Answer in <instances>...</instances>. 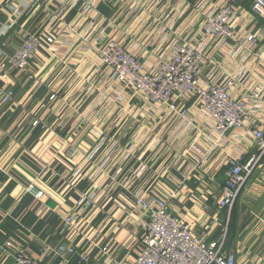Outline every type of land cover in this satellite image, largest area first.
Masks as SVG:
<instances>
[{
  "label": "crops",
  "instance_id": "0c3cea01",
  "mask_svg": "<svg viewBox=\"0 0 264 264\" xmlns=\"http://www.w3.org/2000/svg\"><path fill=\"white\" fill-rule=\"evenodd\" d=\"M234 1L242 9L235 29L240 38H246L249 32L257 34V55L239 52L235 41L222 44L218 40L209 45L211 63L205 74L209 75L215 65L219 75L235 74L247 86L264 90V17L251 12L255 0ZM222 2L99 0L92 15L97 16L96 20L110 22L109 34L120 36L131 50H142L147 66H151L158 60L162 46L171 50L169 45L179 30L186 34L190 29L201 38L199 15ZM18 4L0 0V87L13 88L16 93L11 104L0 101V264H13L18 252L45 264H102L106 260L102 252L105 246L118 257L126 256L134 262L146 222L135 204L134 192L139 189L165 196L175 191L180 195L171 199L175 215L202 230L207 240L219 238L228 226L227 249L234 253L236 264H264V154L231 209L218 208L227 174L225 166H213L215 160L224 157L226 146L229 152H239L245 158L259 152L249 128L231 131L228 145L220 142L222 145L214 147L207 138L210 132L204 126L206 116L192 109L191 118L201 131L189 144L171 147L158 159L153 158L155 151L151 148L139 149L126 158L133 133L143 126L160 127L162 122L151 117L150 111L144 114L148 105L139 98L128 104L127 115L115 128L109 124L102 127L97 118L86 117L96 102V93L87 98L85 84L105 71L102 66L97 72L96 65L89 78L86 76L95 61L90 46L94 33L83 31L91 20L80 22L81 5L56 17L53 4L32 0L22 8V14L13 17L15 23L11 25L12 8ZM129 11H139L143 20H137L128 33L122 18ZM63 25L67 26L65 30ZM27 34L39 35L45 41L53 37L54 43H45L36 51L26 70L7 73V55ZM53 93L55 99H51ZM262 102L264 94L261 102H249L253 122L250 129H264ZM131 108L135 109L132 113ZM81 115L86 117L84 122ZM35 120L39 122L34 124ZM158 131L160 136L163 129ZM100 132L107 139L90 157ZM238 133L241 139L236 137ZM208 148L207 165L213 170L202 165ZM144 164L146 168L137 176L134 172ZM190 165L195 168L187 173ZM114 174L120 181L110 188L107 180ZM31 184L44 191L42 198L27 190ZM86 194H95V202L89 207L79 202ZM67 215L82 218V225L74 228L66 224ZM206 220L209 221L203 228ZM6 242L12 245L3 250ZM61 246L74 250L60 254Z\"/></svg>",
  "mask_w": 264,
  "mask_h": 264
},
{
  "label": "built area",
  "instance_id": "2783aa9c",
  "mask_svg": "<svg viewBox=\"0 0 264 264\" xmlns=\"http://www.w3.org/2000/svg\"><path fill=\"white\" fill-rule=\"evenodd\" d=\"M18 1L14 5L10 24L13 25L14 16L22 14L23 7L31 3L32 0H12ZM34 1V0H33ZM48 5L53 4L55 16H62L64 12L72 7L81 5L83 14L80 22L87 19V26L84 32H93L94 37L90 46L94 50L95 61L87 70L86 76L91 69L97 65V72L104 66L105 74L102 72L95 80L88 79L85 84L86 97L96 93V102L93 104L87 116H92L99 120L100 125L114 126L119 124L127 115L128 93L134 89L135 93L143 95L148 108L146 113L153 118H159V124L143 126L141 130L133 133L128 148L125 150L126 158L130 159L133 152L143 148H151L155 151L154 159H158L163 152L171 147L189 144L193 137L199 136L201 129L191 118L192 109H196L206 116L204 126L209 129L214 147L228 145L230 143L229 134L231 131L249 128L253 138V144L258 147L259 152L246 157L238 152L237 155L229 152L226 146L223 158L215 160L217 167H226L227 179L222 189V195L218 200V208H233L242 189L247 184L250 177L256 172L261 164L264 154V129L253 128L252 120L249 117L251 100L261 102L264 94L263 88L254 89L247 86L243 79L235 74L227 73L219 75V69L213 65V70L209 75L205 74L207 65L211 63L209 58V45L218 40L223 44L228 41L237 43L239 52L253 53L256 48V33L249 32L246 38L235 29L234 23L241 14L242 9L234 0H223L221 4L211 11H206L199 15L200 34L193 33L188 29L185 38H173L171 40V50L161 47L156 60L151 66H147V60L143 51L126 44L117 34H109L110 22L104 19L96 20L97 16L92 14L97 8L99 0H46ZM140 11V10H139ZM139 11H129L122 18L126 31L133 28L137 20H143ZM135 12V13H133ZM251 12L264 17V0H255L251 7ZM56 16V17H57ZM134 18V21H130ZM159 18V16L155 17ZM198 20V21H199ZM63 30L67 26H62ZM69 29V28H68ZM72 29V28H71ZM85 33V34H86ZM128 35L127 33H125ZM196 38H194L192 35ZM54 43L53 37H48L46 41L36 34H27L15 51L6 57L7 73L26 70L30 58L33 54L45 46ZM151 44L150 46H152ZM149 46V45H147ZM255 56L257 55L256 52ZM214 63V61H213ZM261 69L264 70V60L261 62ZM29 78H32L30 75ZM89 78V76H88ZM239 87L238 89H236ZM13 88L0 87V101L4 105H9L15 98ZM56 94L51 95L55 99ZM190 103V104H189ZM264 103V102H262ZM189 104V105H188ZM192 105V106H191ZM91 110V111H90ZM92 114V115H91ZM81 115V122L86 120ZM35 120L34 124H37ZM163 129L159 136V131ZM99 142L93 154L105 144L106 135L101 132ZM213 137V138H211ZM216 137V138H215ZM242 138L241 133L236 135ZM213 139H215L213 141ZM222 142V144H220ZM116 144L113 143L112 147ZM209 148L203 155L204 165L207 170L209 166ZM110 155V153H109ZM108 155V157H109ZM115 163V162H114ZM187 173H192L195 167L188 166ZM146 168L145 164L136 172L140 176ZM118 177L117 175H114ZM110 178H112L110 180ZM119 181L113 176L108 177L107 183L112 188ZM27 190L36 198H42L44 191L38 189L35 184L28 186ZM135 193V204L146 217L145 235L141 240V249L137 253L134 262L124 257H118L115 252H110L107 246L102 248L106 255V260L102 264H236L234 253L227 249L228 226L223 230V234L213 240H207L204 233L197 230L195 225L187 220L180 219L171 210V199L179 197L175 191L168 196L162 194H147L143 189ZM89 207L95 202V194L83 195L79 201ZM217 219V218H216ZM210 220V219H209ZM206 220L202 225L206 226ZM66 224L78 228L82 224V218L65 216ZM11 242H6L3 250L10 247ZM72 247L61 246L58 250L61 253L72 251ZM13 264H45L39 259L29 256L27 253L18 252Z\"/></svg>",
  "mask_w": 264,
  "mask_h": 264
},
{
  "label": "rangeland",
  "instance_id": "374dc122",
  "mask_svg": "<svg viewBox=\"0 0 264 264\" xmlns=\"http://www.w3.org/2000/svg\"><path fill=\"white\" fill-rule=\"evenodd\" d=\"M186 37V35L184 34V32L182 31V30H179L178 32H177V35L174 37V38H185ZM135 98H139L140 99V101L141 102H145V100H146V98L143 96V95H141V94H139V93H135V91H134V89H130V92L128 93V99H130V101H129V103L132 101V100H134ZM146 103V102H145ZM133 111H135V109L134 108H131V113L133 112ZM137 111V110H136ZM141 113V112H140ZM140 113H136V115L137 114H140ZM39 122V121H38ZM117 125H120V123L119 124H117ZM117 125H114L112 128H115ZM114 175H116V174H114ZM114 175H110V176H113V179L114 180H118V181H120L119 180V178L118 177H116V176H114ZM109 176V177H110ZM112 178H110V180H111ZM28 188V187H27Z\"/></svg>",
  "mask_w": 264,
  "mask_h": 264
}]
</instances>
